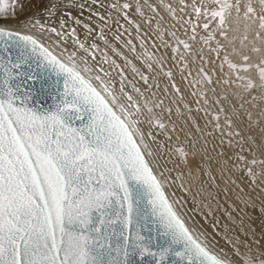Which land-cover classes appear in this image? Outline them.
Wrapping results in <instances>:
<instances>
[{
	"label": "snow or ice",
	"instance_id": "6c2138e0",
	"mask_svg": "<svg viewBox=\"0 0 264 264\" xmlns=\"http://www.w3.org/2000/svg\"><path fill=\"white\" fill-rule=\"evenodd\" d=\"M93 2L105 6L103 0ZM17 7L21 14L26 10L23 0L16 5L0 0V18H16ZM63 7L62 0L43 4L49 17ZM110 8L141 28L129 16L133 4L128 0H115ZM135 12L165 50L155 63L160 69L166 62L172 65L164 75L176 99L167 106V87L160 96L151 93L156 99L141 103L124 91L123 77L119 93L100 75L95 76L98 88L84 74L92 71L86 57H79L83 67L77 63V51L63 47L54 54L45 39L55 47L72 39L74 47L89 51L77 28L64 30L67 20L59 19V31L34 16L17 20L25 29H38L39 36L0 25V264H169L173 255L180 264H264V0H177L175 6L166 0H137ZM72 19L86 30L85 39L96 31L90 23ZM100 36L106 40L103 31ZM89 47L98 49L95 43ZM12 49L18 50L15 57ZM33 58L37 68L64 77L54 111L30 106L31 93L21 92L20 78H38L21 70L24 65L31 69ZM132 68L146 91L160 88ZM148 68L156 71L152 63ZM176 73L187 82L186 93ZM133 88L144 96L141 88ZM187 96L193 99L184 102ZM85 116L87 122L76 127L74 121L83 122ZM172 133H183L190 141L187 151L164 148ZM238 173L247 176L248 192L236 185ZM165 184L183 189L193 201L199 197L210 211L211 202L218 203L222 195L232 200L242 214L239 224L248 228L245 237L250 234L254 243L231 238L228 253L214 254L186 225ZM249 208L259 211V236L246 223ZM149 215L157 218L166 246L140 235V221ZM228 216L234 219L231 212Z\"/></svg>",
	"mask_w": 264,
	"mask_h": 264
},
{
	"label": "bare ground",
	"instance_id": "6f19581e",
	"mask_svg": "<svg viewBox=\"0 0 264 264\" xmlns=\"http://www.w3.org/2000/svg\"><path fill=\"white\" fill-rule=\"evenodd\" d=\"M27 3L23 4L25 11L21 14L19 7L16 8L17 17L8 21L0 18V25L6 24L12 29H17L24 32H30L37 36L40 35L38 29H25L21 27L17 20H26L29 17H35L40 23L45 24L46 27H59V19L62 18L67 20V24L64 26V30L70 31L72 27L77 28V34L80 37L82 42H85V47L89 48L88 52H84L82 49H78V46H73V40L69 39L67 44L62 45L61 47H55L52 45V41L45 39V43L48 44L53 49H56L59 53L63 47H67L69 52L77 51V63L83 64L79 60L80 56H84L87 59L88 67L92 69L91 72H87L93 79L96 75H100L107 82L109 80L115 85L116 91L119 93L121 77H123V84L125 86L124 91L130 93L143 103L145 98L156 99V96H160L161 88H168L169 96L165 99V105H169L171 100H175L176 97L172 95L174 89L169 86V78L164 75V72L167 71L172 65L170 63H165L164 69H160L159 66L155 63V60L160 57V55L165 51L162 48L160 41L153 34L152 30L149 28V25L144 23L139 14L135 12V5L137 0H128V2L133 4V9L130 11L129 16L132 20H135L137 23L141 24V28L137 30L134 24L128 22V20L123 16L122 12H119L115 9L110 8V4L115 2V0H103L104 7L101 8L99 2H93V0H73L75 4H83V9L78 7H72L70 0H62L64 7L56 12V15L49 17L47 13L43 10V4L47 3V0H26ZM125 0H119L120 4H123ZM141 3H144V0H140ZM149 3L159 4V0H148ZM175 6L177 0H166ZM10 5H16L18 0H8ZM11 10V9H10ZM159 10V9H158ZM71 12L72 16H69L68 13ZM97 13L100 15L98 16ZM111 13V15H109ZM147 16H152L153 14L150 11H147ZM161 15L165 16L166 20L171 18L167 15L166 12L161 11ZM78 17L84 23H90L95 32L91 36L86 38V30L82 25H76L73 23L72 17ZM89 16L92 17L89 21ZM103 17V19H101ZM34 22V21H33ZM154 28V24H153ZM103 31L105 39H101L100 33ZM145 33H148L145 36ZM45 37L47 34H44ZM119 35L120 39H115V36ZM181 38H184L181 33ZM168 39V36L164 37ZM74 39V38H73ZM251 39V36H249ZM107 41V42H106ZM130 42V44H129ZM143 42V43H142ZM95 43L98 45V49H91L90 44ZM239 46V41H237ZM132 46L135 47V51H132ZM94 54V58H93ZM68 52L64 53V56L67 57ZM168 55H171V52H168ZM108 57V61L105 62L104 57ZM115 61V64L112 63ZM129 61L131 63H129ZM152 63L155 72L152 69L148 68V64ZM116 65H119L124 71L121 73L120 68H117ZM132 65H135L139 73L148 75L149 85L154 83H159L160 88H151L146 91L147 86L140 79V75L137 72L133 71ZM100 68L104 69V72H100ZM175 71V69H174ZM109 73V75H105ZM152 76H156V80L151 79ZM175 79L178 86L181 87L182 92L186 93V81H181L179 73H176ZM96 81V80H95ZM98 84L99 82L96 81ZM133 85L141 88V91L144 93V96H140L134 91ZM156 93V96H152L151 93ZM122 95V94H121ZM193 98L191 96L186 97V101L190 102ZM181 102V109L183 110V103ZM173 111L175 112L176 104L172 103ZM191 107L195 110L196 105L191 103ZM160 111V109H157ZM195 114V113H194ZM166 116V114H165ZM173 119H176V116H173ZM167 123V119L165 120ZM190 126V125H189ZM171 131V129H169ZM155 134L158 139L163 141L164 136L161 130L156 129ZM171 141L164 142V148L175 149L177 152L180 148H184L185 151L188 150L187 143L190 141H185V136L183 133H172ZM176 174H173V179H175ZM233 179L236 181V185H239L240 188H243L245 192H248L249 189L247 184L249 183L247 176L243 173H238L236 176H233ZM176 185L178 186L181 181L179 179L175 180ZM169 190L174 202L176 203L179 210L187 218L190 225L197 231V233L203 237L214 249L219 251L222 255H225L229 252L231 244L228 243V240L231 238H238V240H247L248 243H254L251 235L249 234L245 237V232L248 231V228H245L239 224V219L241 218V213L239 208L233 207L232 200H226L223 195L217 201L211 202V211L208 207H202L199 203L200 198L197 197L195 201L192 200L191 196L184 192L183 189L179 187H170L168 184H165ZM235 187V186H233ZM239 191V189H236ZM234 200V197H233ZM208 202L206 201L205 204ZM259 204V201H257ZM243 207V205H240ZM248 221L246 223L255 230L259 236V227L261 220L259 217L258 209H247ZM231 212L234 219H230L228 213ZM252 220H255V223H251ZM215 223V227L212 225ZM214 237V239H212ZM223 249V251H221ZM255 250V249H253Z\"/></svg>",
	"mask_w": 264,
	"mask_h": 264
},
{
	"label": "water",
	"instance_id": "95a60500",
	"mask_svg": "<svg viewBox=\"0 0 264 264\" xmlns=\"http://www.w3.org/2000/svg\"><path fill=\"white\" fill-rule=\"evenodd\" d=\"M13 31H20L17 29H12ZM24 34H33L30 32H24L21 31ZM35 35V34H33ZM49 46L48 44H46ZM51 50L54 52V54L59 55L60 53L51 47ZM13 56L18 54L17 49H12ZM66 59V57L64 56ZM30 63L32 64L31 69L27 67V65L22 66V71L34 73L38 78L37 79H29L28 76H24L20 78L21 83V92H30L31 93V102L30 106L32 107H39L41 109L46 110H55L56 105L59 103L61 99V94L63 93V75L57 76L55 72H53L51 69H43V68H37L36 67V61L35 58H33ZM89 79L92 80L94 84L97 85L99 88V84L93 79L88 73H84ZM59 81V83H57ZM87 122V116H85L84 121L75 120L74 125L76 127H80L82 123ZM135 187V185H133ZM166 194L169 196V199L174 202L169 190L167 189L165 185ZM145 201L140 202V207L143 210L145 207ZM180 211V210H179ZM183 219L185 220L186 225L190 228V230L193 232V234L201 241L206 242L208 244V247L213 251L214 254L219 256L222 255L219 251L214 249L203 237H201L197 231L190 225L187 218L183 215V213L180 211ZM157 218L154 216L149 215L148 220L145 222L143 219L140 221V227L139 232L140 235L144 236L145 238H150L151 242L155 245H167V238L163 235V229L160 227V225L156 222ZM136 227L135 225L132 228L131 233V239H135L136 236ZM177 250H180V246H175ZM173 262H176V264H180V258L176 256H172L170 258L169 264H173ZM145 264H148L146 261Z\"/></svg>",
	"mask_w": 264,
	"mask_h": 264
},
{
	"label": "rangeland",
	"instance_id": "374dc122",
	"mask_svg": "<svg viewBox=\"0 0 264 264\" xmlns=\"http://www.w3.org/2000/svg\"><path fill=\"white\" fill-rule=\"evenodd\" d=\"M27 3V1L26 0H23V4H26Z\"/></svg>",
	"mask_w": 264,
	"mask_h": 264
}]
</instances>
